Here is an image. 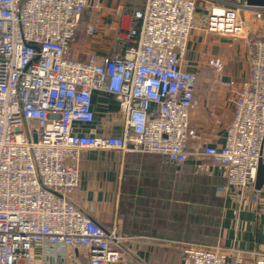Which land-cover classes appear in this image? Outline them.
Here are the masks:
<instances>
[{
	"label": "built area",
	"instance_id": "2783aa9c",
	"mask_svg": "<svg viewBox=\"0 0 264 264\" xmlns=\"http://www.w3.org/2000/svg\"><path fill=\"white\" fill-rule=\"evenodd\" d=\"M103 1L0 0V264H80L77 256L86 264L128 261L124 238L73 200L88 153L158 155L173 166L193 161L197 171L215 165L224 196L250 192L259 201L264 8L245 0H144L131 12L129 28L116 29L111 51L80 59L77 36H96L92 17ZM199 3L207 19L197 28ZM122 10L120 2L116 11ZM195 30L239 41L244 50L248 75L239 83L222 78L220 58L208 60L211 84L234 91L220 146L190 122L198 106L197 76L185 62ZM105 96L118 105L104 115L119 121V135L95 124L94 97ZM179 264H264V254L181 243Z\"/></svg>",
	"mask_w": 264,
	"mask_h": 264
},
{
	"label": "crops",
	"instance_id": "0c3cea01",
	"mask_svg": "<svg viewBox=\"0 0 264 264\" xmlns=\"http://www.w3.org/2000/svg\"><path fill=\"white\" fill-rule=\"evenodd\" d=\"M120 2L123 10L116 11ZM143 4L144 0H104L102 10L95 15L98 21L94 39L83 38L81 33L77 36L84 54L111 51L119 23L124 22L129 28L131 12L142 9ZM198 7L194 17L197 28L207 19L202 4ZM260 26L264 32L263 23ZM77 53L81 59L82 53ZM214 57L224 63L222 78L237 83L246 79L244 50L237 42L195 30L185 62L186 69L197 76L198 106L191 113L190 122L204 140L220 146L232 118L234 91L211 84L213 74L208 60ZM94 102L95 124L102 131L119 135V121L105 119L104 115L117 112V103L109 96L94 97ZM196 169L193 161L173 166L158 155L88 153L81 160V185L73 200L103 229H115L124 238L120 246L128 261L119 264H179L181 243L220 245L264 254V212H259L258 207L264 208V184L258 191V202L250 192L231 191L224 196L221 189L225 181L215 165H210L209 171ZM186 183L189 190L184 192ZM168 189L172 194L169 198ZM167 203L173 204L169 208L172 212L163 208ZM77 258L80 264H86L82 256ZM245 258L252 260L251 255Z\"/></svg>",
	"mask_w": 264,
	"mask_h": 264
},
{
	"label": "water",
	"instance_id": "95a60500",
	"mask_svg": "<svg viewBox=\"0 0 264 264\" xmlns=\"http://www.w3.org/2000/svg\"><path fill=\"white\" fill-rule=\"evenodd\" d=\"M247 6L253 8H264V0H245ZM264 184V165L259 163L256 174L255 190L260 191Z\"/></svg>",
	"mask_w": 264,
	"mask_h": 264
},
{
	"label": "rangeland",
	"instance_id": "374dc122",
	"mask_svg": "<svg viewBox=\"0 0 264 264\" xmlns=\"http://www.w3.org/2000/svg\"><path fill=\"white\" fill-rule=\"evenodd\" d=\"M92 20H93V23H94V24L98 21V20H96L95 16L92 17ZM120 24H121L123 27L126 28V26L124 25V22L119 23V25H120ZM92 39H94V37H92L91 40H92ZM86 40H87V39H86ZM89 40H90V39H89ZM237 43H238V44L240 45V47H241V44L239 43V41H238ZM80 45H81V44H79L78 41H77V43L74 44V50L83 54L85 49L80 48V47H79ZM241 48H242V47H241ZM185 185H188V184L186 183V184H184V186H185ZM182 189H183L184 192H186V191L189 190V187H186V186H185V187H182ZM168 192H169V196H168V198H169V197L172 196V194H170V192H171L170 189L167 190V193H168ZM166 197H167V195H166ZM198 197H199V196H198ZM168 201H169V200H168ZM170 201H172L171 198H170ZM172 202H173V201H172ZM162 206H163V208L166 207V209H169V208H172V207H173V204H171V203H167L166 205L163 204ZM169 210H170V209H169ZM170 211L172 212V210H170ZM167 212H168V211H167ZM171 212H168V213L171 214ZM173 213H174V212H173ZM199 213H200V215L202 214V212H201L200 210H199Z\"/></svg>",
	"mask_w": 264,
	"mask_h": 264
}]
</instances>
